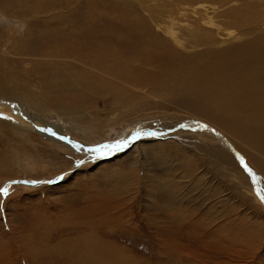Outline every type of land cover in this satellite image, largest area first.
Here are the masks:
<instances>
[{
	"label": "rangeland",
	"instance_id": "obj_1",
	"mask_svg": "<svg viewBox=\"0 0 264 264\" xmlns=\"http://www.w3.org/2000/svg\"><path fill=\"white\" fill-rule=\"evenodd\" d=\"M0 17V102L44 127L0 111V264H264L245 168L157 131L216 133L207 143L224 138L264 182L262 94L242 89L243 73L264 79V0H0ZM82 99L95 109L58 113ZM140 122L126 146L100 147ZM64 127L93 149L61 148Z\"/></svg>",
	"mask_w": 264,
	"mask_h": 264
},
{
	"label": "bare ground",
	"instance_id": "obj_2",
	"mask_svg": "<svg viewBox=\"0 0 264 264\" xmlns=\"http://www.w3.org/2000/svg\"><path fill=\"white\" fill-rule=\"evenodd\" d=\"M251 12V11H250ZM254 13V12H253ZM206 16V15H205ZM211 20V19H210ZM212 21V20H211ZM215 22V21H214ZM213 22V23H214ZM216 24V23H215ZM218 26V25H217ZM231 34V33H230ZM261 35V34H260ZM263 35H264V33H263ZM262 36V35H261ZM262 38H264V36H262ZM256 45H259L258 43L256 44ZM260 46V45H259ZM22 47H24V46H22ZM257 46H254V47H252L251 49H250V51L251 50H253L254 48H256ZM29 48V47H28ZM213 55H220V54H215V53H213ZM262 55V54H261ZM264 59V58H263ZM241 68V67H240ZM123 71V70H122ZM117 73V72H116ZM122 73V72H121ZM137 74V73H136ZM138 75V74H137ZM140 75V74H139ZM243 75H245L246 77H247V79L246 78H243L244 79V85L246 86V87H243L242 89H249L251 92H255V91H259V93L260 94H262V100H261V103H259V104H257V105H255L254 107H255V109H258V111H257V120L259 121V124L261 125V124H264V79H261L262 81H261V83H259L258 84V82H256L255 80V76L253 77L252 75H250V71H248V73L246 74V73H243ZM122 76L124 77V78H126V77H128V78H131L132 76H128L125 72L124 73H122ZM117 77V76H116ZM80 79V78H79ZM89 79V78H88ZM127 79V78H126ZM242 79V78H241ZM74 80V79H73ZM82 80H84V79H82ZM241 81H243V80H241ZM64 82V81H63ZM84 82H85V80H84ZM129 81H127V83H128ZM75 83V82H74ZM105 82H102L100 85H101V87H102V89L103 88H105V84H104ZM126 83V82H125ZM134 83V82H133ZM120 84V83H119ZM136 84V83H135ZM113 85V84H112ZM128 85V84H127ZM142 85V84H141ZM145 85V84H144ZM49 86V85H48ZM92 86V85H91ZM121 86V85H120ZM130 86H132V85H130ZM115 87V86H114ZM116 87H118V86H116ZM123 87V86H122ZM133 87H134V85H133ZM138 87L139 88H141L142 86H140V84H138ZM121 88V87H120ZM97 89H98V87H97ZM126 88H124V90H125ZM134 89H137V91H138V88H136V87H134ZM115 90V89H114ZM121 90H123V89H121ZM120 90V91H121ZM123 90V91H124ZM127 90V89H126ZM92 91V90H91ZM95 91V90H94ZM103 91V90H102ZM122 91V92H123ZM126 92V91H125ZM132 92H134V91H132ZM139 92H141L140 94H142V95H144V96H146V94L148 95V93L147 92H145V91H138V93ZM24 95V94H23ZM118 95V94H117ZM116 95V96H117ZM45 96V95H44ZM48 97H49V95H48ZM118 97V96H117ZM47 98V97H46ZM141 98V97H140ZM49 99H50V97H49ZM47 100V99H46ZM65 100V99H64ZM63 100V101H64ZM68 100V99H67ZM77 100V99H76ZM62 101V102H63ZM45 102H47V101H45ZM61 102V106H60V108H59V110H57V111H59L58 113H62V115H64V116H70L69 118H71V120H72V115H74V116H78V115H80V113L81 112H83L84 110H87V108L89 109V107H92V108H94V106L91 104V105H89V102H87V100H85V99H82V101H80L79 100V102L78 101H69V103H62ZM57 106H59V105H57ZM95 109V108H94ZM93 110V109H92ZM0 111L2 112H6V113H8L9 114V116H10V120H11V122H13L14 124H16L18 127H22L23 129H27V130H35L38 134H42L43 132H42V129H44V127L41 125L42 123H43V120H41V119H39V117L40 116H37V115H34V114H32L31 116H28V115H26V116H24L25 114H20V113H18V112H15L12 108H10L9 106H5L3 103H1L0 102ZM88 111H90V112H92L91 111V109L90 110H88ZM35 114H37V113H35ZM90 114V113H89ZM122 114V113H121ZM121 114H119V115H121ZM93 115V114H92ZM138 118H141V117H136V118H134V120H136L137 122L139 121V120H137ZM120 119L121 118H118V119H116L115 117H113L112 119H111V121L110 122H108V124L106 125V127H104V129H103V133L105 134V133H107L108 131H109V127H110V125H113V124H116V123H119L120 122ZM136 123V122H135ZM141 123V122H140ZM170 123V122H169ZM169 123H167V124H169ZM74 124H76V118L74 119ZM46 125H48V124H44V126H46ZM80 131L83 133V135H84V138H85V140L86 141H88V142H92V141H94L95 140V137H97V136H95L94 134H93V132H92V130H91V120H86V119H83L81 122H80ZM109 126V127H108ZM141 128H144V124L143 123H141V124H139L138 126H133L130 130H126L125 132H124V134H123V136H122V141H129V140H132L133 139V136H134V134H137V133H139L140 134V132H139V130L141 129ZM164 128V127H163ZM181 128V126H177V127H175V125H174V128H170V129H168V130H166V129H159V130H157L158 132H160L161 134H162V136H164V137H166V136H168V135H172L175 139H178V140H181V142L183 143V145H189V146H192V148L195 150L194 152L196 153H198V154H204V155H209V154H214V157H213V163L214 164H217V165H220V166H225V164L226 165H228V166H231V167H234V169L235 170H237L238 171V169H239V173H247V172H245L243 169H242V164H238L237 162H236V164L234 163V160H233V157H237L235 154L237 153L236 152V150H235V148L230 144V143H228V142H226L225 140H224V138H221V143L223 144V146L221 147L220 145L218 146V145H214L213 143L212 144H208L207 143V139L204 137V136H210V137H212L213 139H215L216 137H217V134L216 133H212V132H207V134H204L201 130H197V131H195V132H189L188 130H185V129H181L180 130V132H170V131H173V130H176V129H180ZM48 129V128H47ZM74 129V127H64V129L63 128H61V132H60V134H61V137H60V142H58V143H61L60 145H58V146H60L61 148H65V149H67V150H69V151H74V153H81L80 152V150H82L83 149V151H88V150H91V149H93V148H91L90 146H88L87 144L86 145H82V148L80 147L81 145H80V143H79V145L80 146H78L77 144V142H75V141H73V140H71L70 138H68L67 136H65V135H63L62 134V131L63 130H65V131H68V132H71L72 130ZM135 129H136V131H135ZM145 132V131H144ZM72 133V132H71ZM177 133H178V135H177ZM44 134V133H43ZM170 135V136H171ZM41 136V135H40ZM45 137V136H44ZM50 137H51V139L50 140H53L55 137H53V135H50ZM46 138H48V137H46ZM49 139V138H48ZM204 139L206 140V142L204 141ZM55 140V139H54ZM56 142V141H55ZM218 143V142H217ZM57 144V143H56ZM230 144V145H229ZM71 148H74V149H71ZM71 149V150H70ZM76 150H78V151H76ZM233 151H235L236 153H232ZM85 152V153H86ZM82 154V153H81ZM85 155V154H84ZM83 156V155H82ZM209 156H211V155H209ZM200 156H198V158H199ZM202 158V157H201ZM215 161V162H214ZM238 161L240 162V159L238 158ZM29 162V161H28ZM210 162H212V161H210ZM217 162V163H216ZM27 163V162H26ZM224 163V164H223ZM245 163L247 164V165H249L248 164V162L245 160ZM38 166V163L34 160V159H31V161H30V163H29V165H28V163H27V166L29 167V168H33L34 166ZM140 165V164H139ZM238 165V166H237ZM139 167V166H138ZM137 167V168H138ZM249 167L252 169V172L255 174V177H256V184H255V187L257 188V187H264V182H263V180H262V182H261V175L259 176L258 174H257V171L255 170V168H252L250 165H249ZM139 168H141V167H139ZM220 168H225V167H220ZM229 168V167H228ZM244 168V167H243ZM138 170V169H137ZM230 170H231V168H230ZM138 171H140V170H138ZM234 174V173H233ZM246 177H247V180H251V184H252V182H253V179H252V176H250L249 174H248V176L246 175ZM258 179V180H257ZM123 182V181H122ZM248 182V181H247ZM249 183H250V181H249ZM248 183V184H249ZM253 186H254V184H252ZM251 189V188H250Z\"/></svg>",
	"mask_w": 264,
	"mask_h": 264
},
{
	"label": "snow or ice",
	"instance_id": "obj_3",
	"mask_svg": "<svg viewBox=\"0 0 264 264\" xmlns=\"http://www.w3.org/2000/svg\"><path fill=\"white\" fill-rule=\"evenodd\" d=\"M181 127H184V125H181ZM202 127L207 128V125H202ZM127 141H118L116 142V144L114 145H102L100 147L102 148H113V149H119L120 147L126 146ZM238 158L241 161L242 166L245 168V170L252 176L253 179V183L256 184V177L255 174L252 172V169L250 167H248V165L245 163L244 158L239 156V154H237ZM12 183H16L15 181ZM10 193V186H2L0 187V196H7ZM256 195L258 196V198L260 199V201L262 203H264V187H257L256 188Z\"/></svg>",
	"mask_w": 264,
	"mask_h": 264
},
{
	"label": "water",
	"instance_id": "obj_4",
	"mask_svg": "<svg viewBox=\"0 0 264 264\" xmlns=\"http://www.w3.org/2000/svg\"><path fill=\"white\" fill-rule=\"evenodd\" d=\"M38 183H46V184H48V183H52V181H50V180H43V181H38Z\"/></svg>",
	"mask_w": 264,
	"mask_h": 264
},
{
	"label": "clouds",
	"instance_id": "obj_5",
	"mask_svg": "<svg viewBox=\"0 0 264 264\" xmlns=\"http://www.w3.org/2000/svg\"><path fill=\"white\" fill-rule=\"evenodd\" d=\"M0 20H5V21H6V18H4V17H0Z\"/></svg>",
	"mask_w": 264,
	"mask_h": 264
}]
</instances>
